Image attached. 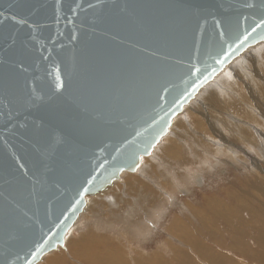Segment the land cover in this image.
<instances>
[{
	"label": "water",
	"instance_id": "1",
	"mask_svg": "<svg viewBox=\"0 0 264 264\" xmlns=\"http://www.w3.org/2000/svg\"><path fill=\"white\" fill-rule=\"evenodd\" d=\"M262 25L264 0H0V264L65 249Z\"/></svg>",
	"mask_w": 264,
	"mask_h": 264
},
{
	"label": "bare ground",
	"instance_id": "2",
	"mask_svg": "<svg viewBox=\"0 0 264 264\" xmlns=\"http://www.w3.org/2000/svg\"><path fill=\"white\" fill-rule=\"evenodd\" d=\"M196 111L200 114L197 116L199 120L193 115ZM231 113L238 118L230 115ZM221 117L230 119L231 134H240L243 144L239 140L233 142L227 140L220 127L228 128V123L224 121L219 124ZM183 120L186 121V125ZM192 123H195L198 130L189 134L193 131ZM241 128L243 129L242 133ZM208 131H212V133H208ZM171 135H174L173 138L178 139L179 142L174 144L175 140H171L168 145H165L164 142L171 139ZM188 136L202 142L201 145L192 142V146H195L194 149L189 145V142L181 141L182 137ZM216 137L217 139H215ZM189 147L193 149L191 150ZM239 149L244 154H248L250 151L255 153L253 160L256 164H253L258 167L257 175L260 176L253 181L252 189L257 192L240 190L238 193L240 198L235 196L232 199L235 205L228 204L225 200L218 198H213L207 203L208 212L219 218L221 223L227 225V232H224L223 237L226 240L228 238L231 246L225 248L231 251L234 248L233 252L239 251L235 256L226 252L230 255L229 257L212 245L204 243L197 233L199 227H197L198 231H195L191 224L182 218L180 220L178 216L173 217L167 232V235L172 237L174 241L166 240L158 250L151 253L144 252L143 246L139 250H129L121 240L116 241L114 235L93 234L92 230L79 237L74 236L71 232L79 228L80 223L86 220V210L83 209L85 214L82 212L78 216L65 236V246L69 249L68 252L66 251V256L61 252L60 255L53 256V254L46 258L53 252H58V249L46 254L38 264H41L44 258H46L44 261L46 264H68V259L72 256L80 262L79 264H264V224H260L257 220L256 214L253 213L257 209L251 204V200H259V197H264V42L249 48L241 56L235 58L228 67L214 77L213 81L201 88L195 98L183 107L182 113L173 117L167 134L161 138L150 153L152 157L157 158L158 163L155 165L149 163L150 166H148L145 163V158H141L140 166L136 171L146 175L155 186L145 183L140 178L133 177L129 171H124L119 176L120 180L119 178L114 180L105 190L89 197L85 206L89 208L90 204H93L99 196L110 194L113 197L110 199V209L114 210L110 212L109 219L106 220L103 216L95 215V213L92 217L99 220L105 229L110 227V230L115 228L116 231L119 230L116 227H119L127 238H129V233L125 234L126 230L138 236L147 235L150 230H148L146 223L163 216V210L166 209L170 201L166 198L171 197L164 198L165 195L159 194V191L157 192L154 188L158 187L159 183L165 184L167 181L179 182V185L186 182L190 183L191 179L188 181L185 176L189 169L186 170L187 172L183 170V173L181 171L178 175H173L171 180L167 176H171L169 174L173 173L172 170L176 167L185 168V165H191L192 161L203 162L211 152L216 153L218 157L225 155L226 159L230 157L231 162L233 160L237 162L244 156L243 153L237 152ZM212 156L210 157L212 160H206L207 163L201 164L206 163L208 166V162H214L215 159L213 160ZM246 159L247 157H244V161ZM246 161L248 162V160ZM218 163L216 165L214 163L213 167L222 165V163ZM207 168L209 169V167ZM215 169L217 170V168ZM117 183L126 185L125 190L117 191V185H119ZM166 185L172 188L173 184L167 182ZM162 188L163 186L160 187V189ZM127 194H131L130 199L126 198ZM226 197H230V192H227ZM120 204L125 205L124 208L117 209ZM258 210L264 211V207L260 205ZM140 211L150 219L142 220L144 217H141ZM190 212H195L202 223L201 226L208 233L213 231L212 234L217 237L218 227H215L217 224L214 226L204 211H197L192 208ZM241 212L250 215L246 218ZM219 240L218 242H221ZM177 243H183L187 249L179 247Z\"/></svg>",
	"mask_w": 264,
	"mask_h": 264
},
{
	"label": "rangeland",
	"instance_id": "3",
	"mask_svg": "<svg viewBox=\"0 0 264 264\" xmlns=\"http://www.w3.org/2000/svg\"><path fill=\"white\" fill-rule=\"evenodd\" d=\"M197 113L198 112L196 111V113H194L193 115H195V117L200 116V114L199 113L197 114ZM230 115L238 118V116L234 115L233 113H231ZM197 120H199V117H197ZM183 121L185 122L184 124L186 125V121L185 120H183ZM224 121H226L228 123V128H221L220 127V129H221L222 133L224 134V136L227 138V140L229 142H233L235 140H239L242 142L240 134H238V133L236 135L231 134L230 125H229L230 119L228 117H226V118L221 117L219 124L224 122ZM192 124H193V127H192L193 131L189 132V134H193L194 131L198 130L195 127V123H192ZM242 131H243V129L241 128V133H242ZM208 133H212V131H208ZM173 137H174V135H171V139L166 140L164 142V144L168 145L171 140H175L174 144L178 143L179 142L178 139H175ZM215 139H217V137ZM181 141L182 142L183 141L189 142L190 146L193 145L192 142H194V144H198V145H201V143H202L198 140L193 139L191 136H188L186 138L182 137ZM242 144H243V142H242ZM192 147H189V148H191V150L193 148L195 149V146L193 148ZM237 152H240V154L243 153L240 149L237 150ZM250 152H252V151H250ZM250 152L248 154L243 153L242 155H244V156H242V159L238 160L237 162H236V160H233L231 162L230 157H228V159H226L225 155H224L225 157L221 156L223 158L221 160L220 159L221 157H218V155L216 153L211 152V154L207 155L208 157L206 159H204L205 161H203V162L207 163L206 160H208V161L212 160L210 158L212 155H214V156H212V158H213V160L215 159L216 162H215V160H214V162L210 161L211 163L208 162V166L206 163H204L203 164L204 166H203L201 164L203 162H193L192 161L191 165H189V166L185 165L187 168L186 167L185 168L176 167L174 170H172L173 173L169 174L171 176H167L171 179V177H173V175H175V174L178 175L179 173H181V171L183 173V170H185V172L188 171L187 174L185 175L187 177L188 181L191 179L189 181L190 183H188V182L185 183L187 185L189 184L188 187L185 184L179 185V182L167 181V182H170L173 184L172 188H169L166 185L167 182L165 184H161V183H159L160 182V180H159L158 183L160 185H158V187L156 186L154 189L157 192L159 191V194L161 193V195H165L164 198L171 196L170 198H166L167 200H170L169 201L170 206L168 205L166 207V209L163 210L164 212L162 214L163 216L161 217L162 219L158 218L157 220H151L152 222L149 220L146 223V226H148V228H149L148 230H150V232H151V233L149 232L147 235L141 234V236H138V235H135L131 232H128V230H126L125 234L129 233V238H127L126 236H124V234L122 232L123 230H121L119 227H116V229H119L116 231L114 230L115 228L113 230H110V227H109V229L108 228L105 229L104 225L102 223L101 224L99 223L100 222L99 220H96L94 217H92L93 214L95 213V215H100L101 217L103 216V218H106V220L109 219L110 212L112 210H114V209H110L111 208L110 207V199L113 198L110 194H108L106 196H99L93 204H90L91 206L89 208H88V206L84 207V209L86 210V216H85L86 220L81 222L79 228L73 230L71 232V234L74 236L77 235L79 237V236L87 233L89 230H92L93 234H105V235L110 234L111 236L114 235V237L116 238V241L121 240V242L124 244V246L129 250H132V251L137 250V249L139 250V249H141L140 247L143 246L142 250L144 252L151 253V252L158 250V248L160 246H162V244L166 240H168L170 242L174 241L172 237L167 235V232H168V227L170 226V222L172 221L173 217L178 216L180 220L182 218L183 220H186L189 224H191V226L193 227V229L195 231H198L197 227H199V232H197V233L199 234L200 239L204 243L212 245L215 249H218L220 252L222 251V253L227 254L229 257H230V255L235 256L236 253L239 251L233 252L234 248L232 249V251L225 248V247L231 246L228 238L226 240V238L223 237V235L227 232V228H226L227 225L221 223L219 218H216L214 215H212L211 213L208 212L207 203H208V201L212 200L213 198H218L220 200H225L228 204L235 205L233 203L232 199L235 196H238V198H240V196L238 194L240 192V190L245 189L247 191H252L255 193L257 192L256 190L252 189V184H253V181L260 175H257L258 167L253 164V163H255L253 160V158L255 157V153L253 154V152L252 153H250ZM244 157L245 158L247 157L246 160H248L249 164H247L248 162L246 160H245L246 162L244 161ZM143 158H145V163L148 166H150L149 163L154 164V165L156 163H158L157 158L152 157L151 155H149L147 157H143ZM228 161H230V162H228ZM214 163H215V165L217 163L218 164L222 163V165L221 166L217 165V166L213 167ZM201 165H202V167H201ZM234 166H236V167H234ZM203 167H204V169L206 168L207 170L206 169L204 170ZM207 167H209V169ZM215 168H217V170ZM187 169H189L190 171ZM242 169H244V170H242ZM209 170H211V171H209ZM130 174L133 177L142 179L147 184L153 185L151 183V181H149V178L146 175L144 176V175L138 173L137 171L130 172ZM245 174L247 175V177ZM149 175L150 174L148 173V176ZM263 176H264V174H263ZM143 177H145V178H143ZM198 177H199V179H198ZM248 179L250 180V182ZM119 180H120V177H119ZM117 182H119V181H117ZM115 183H116V181H115ZM117 184H119V185H117V191H120V190L124 191L125 190L126 185H124V184L122 185L120 183H117ZM164 185H166V186H164ZM182 185H184V186L182 187ZM153 186H155V185H153ZM162 186L165 189H163V188L160 189V187H162ZM223 187H226V188H223ZM226 190H227V192H230V197H226V194H227ZM117 193H119V192H117ZM130 196H131V194L130 195L127 194L126 198L130 199L131 198ZM173 200H174V202H173ZM251 204L253 205V207L255 209H257L253 212L254 214H256L255 216H257V220H259L260 224H264V211L258 210L260 205H262L264 207V197H259V200L258 199L257 200H251ZM124 206L125 205L120 204V205H118L117 209H122V208H124ZM192 208H195V210H197V211H204V214H206L210 217L211 221L213 222V225L215 226L217 224V226H215L216 228L218 227L217 228V232H218L217 237L214 234H212L213 231L208 233L206 231V229H204L203 226H201L202 223H201L199 217L197 216V214L195 212H190V210ZM140 213H141L140 214L141 217H144V219H142V220H147L149 218L142 211H140ZM83 214H85V213L83 212ZM241 214L243 216H246V218H248V215H250L249 213L244 214L242 212H241ZM90 217L92 220L90 219ZM209 235H211L212 237ZM142 237H144L145 239L144 238L140 239ZM212 238H214V239H212ZM215 238H217V239H215ZM147 239H150V240L147 241ZM219 239L221 240V242H218ZM214 241L215 242L217 241V242L215 243ZM180 244L177 243V245L179 247H181V248L185 247L187 249V247L183 243H180ZM120 248L124 249L123 247H120ZM127 249H124V250H127ZM59 251H58L59 253L57 251L53 252L52 254L46 256V258H48L49 256H51L53 254H54L53 256L60 255L61 252H63L62 254H65V256H66L69 249L67 246H65V249L60 248ZM226 252L230 253V255ZM46 258H44V260L42 261L41 264H46L44 262L46 260ZM68 261H69L68 264H79L80 263L79 261H76L73 256L71 258H69Z\"/></svg>",
	"mask_w": 264,
	"mask_h": 264
},
{
	"label": "snow or ice",
	"instance_id": "4",
	"mask_svg": "<svg viewBox=\"0 0 264 264\" xmlns=\"http://www.w3.org/2000/svg\"><path fill=\"white\" fill-rule=\"evenodd\" d=\"M262 26H264V25H262ZM221 63H222V61H221Z\"/></svg>",
	"mask_w": 264,
	"mask_h": 264
}]
</instances>
